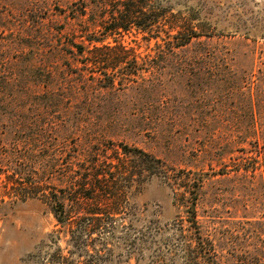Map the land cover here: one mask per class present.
Instances as JSON below:
<instances>
[{
    "label": "rangeland",
    "instance_id": "rangeland-1",
    "mask_svg": "<svg viewBox=\"0 0 264 264\" xmlns=\"http://www.w3.org/2000/svg\"><path fill=\"white\" fill-rule=\"evenodd\" d=\"M75 1L0 0V194L9 154L46 159L90 142H122L201 179L197 217L222 264H264V0H156L196 36L177 45L123 35L121 45L136 54L130 67L141 70L114 87L79 73L82 58L68 54L76 25L69 13L82 8ZM46 181L59 185L54 176ZM174 192L152 176L132 194L134 214L124 223L137 238L113 236L100 264L157 256L182 264L160 255L162 241L135 234L150 221L172 223ZM10 206L0 211V264H34L58 225L40 198Z\"/></svg>",
    "mask_w": 264,
    "mask_h": 264
},
{
    "label": "trees",
    "instance_id": "trees-1",
    "mask_svg": "<svg viewBox=\"0 0 264 264\" xmlns=\"http://www.w3.org/2000/svg\"><path fill=\"white\" fill-rule=\"evenodd\" d=\"M75 2L82 8L69 13L76 25L72 23L68 32L71 38L65 42L74 48L68 54L82 58L79 73H89L93 79L106 77L110 87H114L116 78L120 85L132 81V75L141 70L130 67L136 54L121 45L123 35L135 31L144 40L170 39L177 45L196 36L194 31L175 25L170 20L171 9L159 6L156 0ZM62 28L58 29L60 35ZM76 37L81 39L76 41ZM108 38L113 44L106 41ZM73 151H58L39 159L29 150L21 157L10 159L14 154H9L6 158L12 170L2 184L5 189L0 194V211L17 201L37 197L58 225L47 236L51 248L34 264H100L110 252L113 236L133 243L137 237L131 239L128 230L132 227L124 223L134 214L130 199L152 176L174 189V204L179 210L170 225L153 228L150 221L135 229V234L162 241L160 255L167 253L182 264H222L213 240L203 232L197 217L201 179L195 173L174 172L160 158L122 142H90L83 151ZM23 173L27 177L22 178ZM53 176L59 185L46 181ZM61 240L65 242L63 247L59 245ZM163 260L157 256L149 264H163Z\"/></svg>",
    "mask_w": 264,
    "mask_h": 264
}]
</instances>
